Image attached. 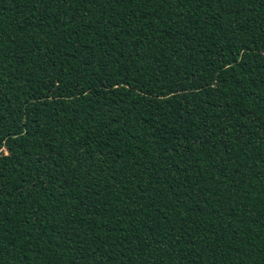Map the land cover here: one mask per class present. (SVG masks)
<instances>
[{
  "label": "trees",
  "instance_id": "obj_1",
  "mask_svg": "<svg viewBox=\"0 0 264 264\" xmlns=\"http://www.w3.org/2000/svg\"><path fill=\"white\" fill-rule=\"evenodd\" d=\"M0 264H264V0H0Z\"/></svg>",
  "mask_w": 264,
  "mask_h": 264
}]
</instances>
